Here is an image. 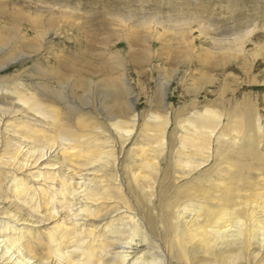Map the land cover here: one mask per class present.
Here are the masks:
<instances>
[{"label":"rangeland","instance_id":"obj_1","mask_svg":"<svg viewBox=\"0 0 264 264\" xmlns=\"http://www.w3.org/2000/svg\"><path fill=\"white\" fill-rule=\"evenodd\" d=\"M262 3L264 6V0H0V81L22 85L26 94L38 98L47 89L61 91L62 86L69 103L84 109V118L91 123L107 124L105 112L116 116L125 128L132 126L131 116L136 115L130 142L125 151L117 152L121 180L118 178L120 189H116L121 193L111 190L114 201L124 198L132 207L139 231L144 230L148 239V244L136 241L133 257L155 249L165 264H188L192 258L209 263L202 242L214 239L204 232L206 214L214 210L224 214L220 200L228 196V178L235 174L236 161L241 162L236 153L228 158L218 153V142L232 144L231 150L245 145L239 121L250 104L258 109L254 125H261L249 135L258 140L264 136V71L236 72L226 69L229 63L217 57L247 42L252 46L248 49L257 48V55L264 52V38L252 41L256 33L264 32V19H247L257 14L250 5ZM76 67L81 71L66 70ZM103 90L110 93L108 98L101 95ZM205 109L220 118L219 140L212 142L209 164L191 171L184 167L185 160L199 162L194 154L203 144L197 139L185 146L180 126L189 125L192 116ZM154 116L168 125L164 163L136 165L139 171L135 167L138 176L134 181L126 169V154H139L144 147L150 150L142 132ZM258 149L264 156V145L258 144ZM169 156L173 161L165 167ZM179 157L184 161L179 162ZM198 173L206 174L204 183L198 181ZM253 176L252 188L233 189L239 204L264 201V175L259 171ZM236 210L246 216L242 207ZM55 223L43 231L55 233ZM188 226L197 233L195 239L190 238Z\"/></svg>","mask_w":264,"mask_h":264},{"label":"bare ground","instance_id":"obj_2","mask_svg":"<svg viewBox=\"0 0 264 264\" xmlns=\"http://www.w3.org/2000/svg\"><path fill=\"white\" fill-rule=\"evenodd\" d=\"M250 6L257 11L256 15L247 18L250 22L255 16L264 19L263 3ZM263 38L264 32L256 33L252 41ZM248 48H252L249 42L234 52L230 47L227 53H218L217 60L228 62L226 69L236 72L242 73L252 68L264 71V52L257 55V48ZM66 70L81 71L78 67ZM2 82L0 264H165L159 258L158 251L152 248V253H149L150 250L142 257H133L134 244L138 239L139 244H148L147 236L144 230L139 231L137 215L124 198L120 197L121 201L116 202L111 197L112 189L116 194L121 193L116 189L121 169V158L117 152L125 151V145L130 142L137 125L136 115L131 116L132 126L125 128L116 116L105 112L107 124L101 121L91 123L84 118V109L69 103L66 89L63 92L62 86L59 88L61 91L47 89L39 99L26 94L22 85ZM261 89L264 90V85H261ZM101 92L105 98L110 95L104 90ZM85 103L88 104V101ZM257 110L254 104H250L241 113L239 122L246 141L245 145V141L242 143L243 147L231 150L229 146L232 144L218 142V153L225 158L232 152L236 153L241 162L236 161L235 174L228 178L231 186L228 196L220 200V204L224 203V214L216 211L217 216L215 210L206 214L204 232L214 239L213 242H202V249L210 256L208 264H264V201L239 204L232 193L233 189L238 190L246 185L252 188L251 179L256 172L264 175V156L258 149V144L264 145V136L258 140L257 136L249 135L261 125L260 122L258 126L254 125L259 118L255 117ZM196 114L189 125L180 126L185 132V146L192 145L197 139L203 144L201 150L194 154L200 159L199 162H192V166L185 160L184 167L191 171L210 161L212 142L219 140V116L209 109ZM164 122L154 116L144 125V132H141L150 150L144 147L142 155L130 152L128 155L125 152L126 169L134 176V181L138 176L136 165L156 167V164L160 166L164 163L162 159L166 151L165 134L168 127ZM170 145L173 143L170 142ZM178 160L184 161L182 157ZM165 161L167 167L173 160L170 157ZM206 178V174L202 173L199 180H195L201 184ZM197 185L195 189L199 188ZM239 207L246 212L245 217L236 212ZM53 222L58 224L56 232L47 235L42 228H48ZM191 222L193 224V219ZM150 223L155 226V223ZM191 228H188V234L195 239L197 233ZM188 264L201 263L199 259L192 258Z\"/></svg>","mask_w":264,"mask_h":264}]
</instances>
